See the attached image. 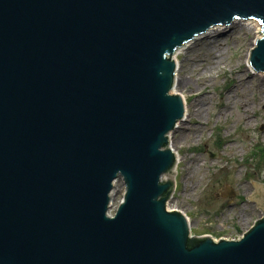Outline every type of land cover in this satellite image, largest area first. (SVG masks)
<instances>
[{
  "label": "water",
  "instance_id": "obj_1",
  "mask_svg": "<svg viewBox=\"0 0 264 264\" xmlns=\"http://www.w3.org/2000/svg\"><path fill=\"white\" fill-rule=\"evenodd\" d=\"M245 20L264 73V0H0V264H264L261 183L243 201L263 217L237 239L192 237L167 208L173 56Z\"/></svg>",
  "mask_w": 264,
  "mask_h": 264
},
{
  "label": "rangeland",
  "instance_id": "obj_2",
  "mask_svg": "<svg viewBox=\"0 0 264 264\" xmlns=\"http://www.w3.org/2000/svg\"><path fill=\"white\" fill-rule=\"evenodd\" d=\"M217 27L176 57L174 91L188 110L170 133L180 163L167 208L183 213L198 238L232 240L263 217L243 199L254 195L249 182L264 187V73H252L246 63L255 29L243 21ZM228 189L234 195L223 196ZM124 191L117 181L109 215Z\"/></svg>",
  "mask_w": 264,
  "mask_h": 264
},
{
  "label": "bare ground",
  "instance_id": "obj_3",
  "mask_svg": "<svg viewBox=\"0 0 264 264\" xmlns=\"http://www.w3.org/2000/svg\"><path fill=\"white\" fill-rule=\"evenodd\" d=\"M238 22H240V21H238ZM244 23H245V26L246 27H248V28H252V29H255V30H257V27H258V24L256 23V21H253V20H245V21H243ZM234 23H237V22H234ZM223 28V27H222ZM220 29V27H214L213 29H211L209 32H207L206 34H209L210 32H212V31H216V30H219ZM251 29V30H252ZM201 38V37H200ZM200 38H198V39H200ZM196 40H197V38H196ZM187 46V45H186ZM181 50L182 49H179L178 51H176V53L174 54V60H175V62H177V59H176V57H178L179 56V54L181 53ZM185 50V49H184ZM181 80V79H180ZM179 80V81H180ZM178 81V80H177ZM177 83H176V78L174 79V85H173V90H172V93H174V94H176L175 93V91H174V87H175V85H176ZM180 95V94H179ZM181 96V95H180ZM182 97V99H183V103H184V110H185V113H184V119H185V117H186V111L188 110V106H187V102H186V98L184 97V96H181ZM198 111H200V110H197V112ZM183 119V120H184ZM181 126L180 125H177V128H180ZM169 139H170V134H169V136H168V142H169ZM170 143V142H169ZM171 145V144H170ZM168 148L172 151V153L174 154V156H175V159H176V164L178 165L179 163H180V159H179V154H178V152H176V151H174L173 150V148H171L170 146H168ZM178 168V167H177ZM117 182V181H116ZM115 182V183H116ZM115 183H114V185H115Z\"/></svg>",
  "mask_w": 264,
  "mask_h": 264
}]
</instances>
